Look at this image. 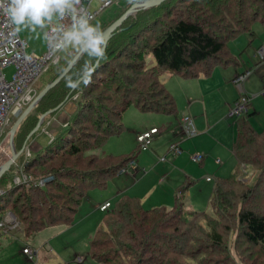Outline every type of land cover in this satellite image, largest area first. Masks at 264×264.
Here are the masks:
<instances>
[{
	"label": "trees",
	"instance_id": "1",
	"mask_svg": "<svg viewBox=\"0 0 264 264\" xmlns=\"http://www.w3.org/2000/svg\"><path fill=\"white\" fill-rule=\"evenodd\" d=\"M136 1L104 21L102 31ZM257 20L264 24V0H167L131 14L109 39L106 58L89 85L67 87L88 59L82 54L20 124L15 135L18 150L42 113L79 94L80 109L73 121L26 164L31 183L15 185L9 172L1 177L5 192L0 195V216L12 211L27 235L54 224H73L88 191L106 188L142 151L139 146L127 156L93 152L122 133L124 112L136 105L142 111L176 114L175 98L161 77L176 73L194 78L210 74L216 66H240L242 59L231 53L229 43L246 32L256 35L252 25ZM76 53L39 91L62 73ZM150 55L156 61L152 66ZM247 68L243 73L251 70ZM254 114L249 108L248 113L234 116L231 151L236 166L229 176L212 177L206 209L191 210L179 195L172 208H145L139 197L122 194L103 211L89 241L91 258L98 264H182L183 257L188 260L184 264H241L222 230L225 221L236 226L242 241L264 254V208L256 203L264 194V128L254 126ZM6 160L0 159V165ZM242 169H254L257 179L244 182ZM49 176L53 179L43 187L33 182ZM190 184L187 180L179 188L185 190ZM174 243H181V249Z\"/></svg>",
	"mask_w": 264,
	"mask_h": 264
},
{
	"label": "rangeland",
	"instance_id": "2",
	"mask_svg": "<svg viewBox=\"0 0 264 264\" xmlns=\"http://www.w3.org/2000/svg\"><path fill=\"white\" fill-rule=\"evenodd\" d=\"M122 1H123L122 5L119 7L120 9L122 6L128 5L131 0H122ZM98 2L99 0L94 1L93 8H96L98 6ZM109 12L111 11L106 10L103 13V15L106 14L108 15ZM98 23L100 24L102 22L99 21ZM252 31L256 32V35H253L250 32H246L243 33L242 35L235 37L229 43L230 47L233 43H238L240 44L239 46L241 50L245 51L244 53H242V58H241L242 64L240 65L239 68V70L241 71H243V69H245L248 65L249 67L254 68V65L260 61L258 50L260 49L261 45H264V24L260 20H257L252 25ZM20 35L27 42V52L29 54L40 56L43 53H45V51L47 50V43L42 38L36 39L33 33L26 30L21 31ZM246 36L250 37V41L248 38H246ZM75 52L76 51L74 50H70V55L62 52L61 62L58 65L51 67L45 73H43L39 78L36 86L39 88L45 85L49 81V79L52 78V75H54L56 70L63 67L65 62ZM124 59L125 58H122L123 61H128ZM155 63H156L155 58L152 55H150L148 57V65L152 66ZM216 68L223 69L221 66H216L214 69ZM231 69H233V67ZM3 72L6 74V77L8 79H11L13 73L15 72V68L14 66H9L7 68H4ZM173 78L178 80L184 79V78H180L177 75H173V74L170 75L168 73L164 74L161 77L162 81L165 82L168 87L176 86V83L174 82ZM188 81L189 82H186L188 83L187 86L186 84L185 86L181 84L182 88L176 87L175 89L176 92L178 93L176 114L167 115L162 112L161 113H152L149 111L143 112L136 105H132L126 110V113L123 115L124 116L123 123L125 124L126 129L124 127L121 134L114 135L102 148L93 151L94 153L99 155L102 154L105 155L104 152H107L108 154L112 153L115 155H122V156L123 155L127 156L131 153H133L134 155V152L136 153V151L139 148V144L137 143L134 136L130 134L132 128L143 129L145 127L146 128L150 127L153 124L162 125L163 123L166 122L173 123L172 128L169 131L158 134V136L160 137V142L162 143L160 144V146H157L156 142L154 143V139H153V143L150 144L149 150L137 152L136 159L140 162V169L143 167L147 170L145 174L152 173V177H161L162 175H164V173L171 175L169 179H166L164 181V183L159 184V182H157L156 186L153 185L154 183L152 181L149 184V186L152 187L151 189L149 187V189H146L144 191L142 185H138L136 186L135 189H133L134 194L137 193L141 194V198L143 200V205L145 206V208H155L162 206L164 207L166 206L167 208H172L174 206L173 203L175 204V200H174L175 195H179V197H183L182 195H180V193H177L179 191V190L177 191V189L183 186V184L186 181L184 182L185 178L182 179L181 177H179L180 175H178V172L173 170L177 166V163L176 166L175 163L173 166L172 165L169 166L168 164H166V163H171L169 161L163 162L159 158L158 160L155 159L154 161V159H152L150 161V159L145 158V156H151L152 155L151 153L157 155L155 150H157L159 154L163 156L166 153L165 151L167 150L166 148L167 140L171 138L170 134L172 133V131L175 132V128L178 127L183 132L180 117L182 118L184 115L191 116L190 114H185L186 113L185 109H188L186 102H184L185 96L187 94L190 95L192 100L194 98L199 99L200 96L199 95L200 91L197 82H195V80L193 79H190ZM178 85L180 86V84ZM262 89L264 90L263 83H262ZM258 101H259L257 103L258 107L255 105L258 110V114L252 117V123L257 129H262L264 128V96H260ZM103 102L106 103V105L112 106V104H110L111 102L108 100H105ZM217 107H214V109H216ZM219 109L220 107H218L217 111H219ZM204 112L205 111L203 108L202 110L198 111L195 109L194 112H191L195 124H197L198 116L203 115L204 117H206ZM212 114L213 113L209 112V115ZM216 114L219 115L217 117H214L215 119L211 124H214L216 120L220 118V116L222 115V111ZM228 118L226 119L227 125L229 123ZM16 119H17V115L11 118L12 124L5 129L0 139V142L3 144V148L5 149V151L0 150L1 160L4 158L6 160L8 157L11 156V152H9L10 129L13 123L16 121ZM219 127L220 128H218L217 130L218 135L215 138H212L210 134L205 135V137L201 140V144L202 146H207L208 150L212 149L207 153L211 152L214 158L222 159L224 161L223 164L220 166L214 165L212 168L208 167L207 169L204 168L205 167L204 165L201 166L198 162L195 161L187 160L185 164L186 168L188 169L189 167V170L192 171L191 175L194 174V176H191L192 183L194 182V184L189 185L190 187L188 186V188L186 189L187 191L188 190L190 191V194L187 195L186 192L184 197L187 203V207H189L191 210L201 211L208 207L209 197L212 193L214 182H207L205 180V176L207 175V173L213 174L215 172L216 176H222L223 174H225L223 176H229L230 174L233 173L235 169L236 166L235 157L231 152V147L229 143L224 140V138L226 137V132H228L229 136L231 135L232 138L234 128L230 127L231 130L228 131L227 128H224L225 126H223L224 129L221 127V125ZM41 132L42 130L38 132L35 137L40 135ZM159 137L156 136V138ZM40 139H42V141L45 142L44 147L40 150L31 147V157L29 158V161L31 160V158L37 156L39 153L43 152L46 147H48L49 145L48 138H46L44 135V136H40ZM210 140L213 143L210 142ZM194 153H203V152L200 151ZM207 153H203V154H205V156L208 157ZM23 156H25V153L19 158V160H21ZM19 160H17L14 163V165H16V171L14 175L18 173L17 169H19L21 165V162ZM140 169L138 168V172L140 173V175H138V178H140L144 174V171L143 170L141 171ZM257 174H258L257 171H255L254 169H248V170L242 169L240 175H242V179L244 182L251 183L252 181L254 182L255 178L257 179L258 177ZM122 175L124 176L126 174H122ZM116 176L117 177L115 179L113 180L110 179L108 186L106 188L103 189L92 188L88 191L86 198L83 200L84 202L83 205L80 207L79 212H77V214L75 215L77 222L74 223V225L67 226V224H54L41 229L40 231H38L33 235H27L22 230V226L20 225L19 227L10 230L14 232L13 235H16L15 237L18 238H14L13 235L4 233V230L0 229V264H33L31 262L29 263L27 261L25 262L24 256L21 253L22 247H24L25 244L26 246H30L32 248L38 249V254H37L38 257L36 264H66V263L67 264H98L90 256L89 241L91 240V237L94 235L96 229L99 227L104 212L99 211V209H95V206L96 204L103 203L109 198L111 199L113 206L116 204V201L119 198V196L116 195V189H115L116 188L115 185H117L116 179L121 178L118 175ZM133 193L128 192V194L131 196L133 195ZM262 195L264 194H261V196L258 199L259 202L257 201L256 203H258L259 205H261L262 208H264V196ZM8 212H12V211H8ZM78 221H82V222L78 223ZM227 225H231L232 228L228 232L225 230L226 229L225 227H227ZM221 227L223 228L222 230H224L225 238L228 244L230 245L231 250L234 252V255L238 259V262H240L241 264H264V254L259 252L257 248L242 241L236 226H234L232 223L229 224L225 221L223 222ZM236 238L238 239V241L235 243ZM174 245L176 249H181L180 248L181 243L180 244L174 243ZM235 245H237L236 248ZM182 246L184 245L182 244ZM75 254H80L81 255L80 257H82L83 260L77 261L75 259V261H73L72 258ZM44 256L47 257V259H44L43 258ZM206 257H212V255L210 256L208 255ZM182 261L183 262L180 263L184 264L188 260L183 257ZM198 264L200 263L198 262Z\"/></svg>",
	"mask_w": 264,
	"mask_h": 264
},
{
	"label": "crops",
	"instance_id": "3",
	"mask_svg": "<svg viewBox=\"0 0 264 264\" xmlns=\"http://www.w3.org/2000/svg\"><path fill=\"white\" fill-rule=\"evenodd\" d=\"M103 1L104 0H99L98 5ZM122 2L123 1H121V5H122ZM121 5H114L113 7L108 9V11H111V12H109L108 15L106 14L107 16L101 15V17H99L95 23H98L99 21H101L102 23H100V25L103 26L104 21L109 20L116 12H119L124 7V6H122L120 9L119 7ZM95 23H93V24H95ZM246 38H248L250 41V37L246 36ZM239 45L240 44H238V43H233L231 45L230 51L233 55H238L239 58L241 59L242 53H244L245 51L241 50ZM221 67L224 70L221 68L214 69L215 68L214 67L213 68L214 70L212 69L210 74H207V75L202 74V75H200L198 77H194V78L184 77L183 75L176 74V73H168L170 75L171 74L177 75L180 78H184V79L183 80L179 79L180 80L179 81L178 79L173 78L174 82L176 83V86H173V87H168L166 85V83L164 82V84L167 87V89L169 90V92L174 96L175 101H176V106H177L178 93L175 90L176 87L182 88L181 84H183V86H185V84H186V86H187L188 83H186V82H189L188 80H190V79L195 80V82H197V85H198V88L200 91V94H199L200 96H199V99L194 98L193 100L191 99L190 95L187 94L185 96L184 102H186V104L188 106V109H185L186 110L185 114H190L193 117L191 112H194L195 109L199 111V110H202V108H203L205 111L204 113L206 115V117H204L203 115L197 117L196 127L198 130V135L196 136V138L194 137V138H190L188 140V138L185 137L182 130L177 127V128H175V132L172 131V133L170 134L171 138H169L167 140V145H166L167 150L165 151L166 153L164 155H167V157H168L166 161H169L171 163H166V164H168L169 166H171V165L173 166L175 163V166H176V163H177V166L173 170L178 172V175H180L179 177H181L182 179L185 178L184 182L187 180L192 182L191 176H194V174L191 175L192 171L189 170V167L187 169L186 165H185L187 160L193 161L191 158V155H193L194 152H200L201 151L203 153H207V152L212 150V149L208 150L207 146H202V144H201V140L205 137V135L210 134V136L212 138H215L218 135L217 130H218V128H220L219 127L220 125L222 128H223V126H225L224 128H227L228 131L231 130L230 127H232V128H234V132H233V136H232L233 139L231 138V135L229 136L228 132H226V137L224 138V140L229 143L230 147H232V144H233V141L235 138V127H234V116H231L230 112L233 109L236 101L239 99V96L241 95V93L246 92L248 95L251 96V104H250L249 108H250V111H256V114H258V110L256 108L257 103L259 102L258 99L260 98V96H264V90L262 89V83L264 84V62L263 61H259L258 63H256L254 65V68H252V67L249 68V69H251L250 70L251 73L248 76V78L244 81L242 88L234 83V78L237 75L243 73L248 68L246 67L245 69H243V71H241V70H239L240 66L229 65L226 67H224V66H221ZM232 67H233V69H231ZM165 74H167V73H165ZM178 84H180V86ZM197 102H199V103H197ZM217 106L220 107L219 111H217V109H218ZM214 107H217V108L214 109ZM79 109H80V106H79L78 98H75L73 96L72 98L67 100L66 103L58 111H56L53 115L46 117V119L44 121L45 123H43V126L41 128L42 132L40 133V135L35 137L37 135V133L41 131V130H39L32 137H30L28 139V141L26 142V147L28 146L30 151H31V147L34 149H38V150L42 149L44 147L45 142L42 141V139L44 137L42 139H40V136H44V135L46 138H48L49 144H50L51 136L53 135L54 137H56L57 134H59L61 131H63L65 128H67V126L73 121V119L77 115ZM221 111H222V115L220 116V118H218L214 124H211L215 119L214 117H217L219 115L216 113H220ZM143 112H147V111H143ZM149 112L159 113V112H154V111H149ZM209 112H211L213 114L209 115ZM125 113H126V111L124 112V114ZM256 114H254V115H256ZM167 115H170V114H167ZM123 118H124V116H123ZM227 118L229 121L228 125H227V120H226ZM180 120H181V117H180ZM172 125H173L172 122L171 123L166 122V123H163L162 125L153 124L150 127H147V128L145 127L143 129L142 128H136V129L132 128L130 131L131 132L130 134H132L137 141V136L139 134L146 132V131H150L153 128H157L158 133L153 134L152 139L149 143V146H150V144L153 143V139H154V143L156 142V145L160 146V144H162V143L160 142V137L158 136V134L169 131L172 128ZM124 127L126 129L125 124H124ZM159 127H161V128H159ZM177 129H179L180 131ZM156 136L159 138H156ZM230 138H231V140H230ZM174 142L180 143L184 149V152L177 157H170L168 154V149H169V146ZM210 142H212V141L210 140ZM137 143H138V141H137ZM221 144H222V142H221ZM9 152H11V150ZM155 152L157 153V155L154 153H151L152 154L151 156H145V158L150 159V161L152 159H154V161H155V159L158 160V158H160L161 155L159 154V152L157 150H155ZM24 153H25V149H24L22 155ZM104 153L108 154L107 152H104ZM210 153H207L208 157H206L202 162H198L201 166L204 165L205 166L204 168L207 169L208 167L212 168L214 165L220 166L223 164L224 161L222 159L214 158L213 154L212 153L210 154ZM24 158H25V156H23V158H21V160H19V159L18 160L20 162H22ZM217 159H220L221 162L218 163ZM166 161H163V162H166ZM178 164H179V166H178ZM13 167H15V169L13 168V170L8 173L10 179H12V182H13V179L15 176L14 173L16 171V165H14ZM138 168L140 169V162L139 161H138V166L135 167L134 169L131 168L130 171L128 173H126V175H124V176L118 175L121 178L116 179L117 185H115L116 186L115 189H116V195L117 196H120L122 194H128V192L133 193V189H135L136 186H138V185H142L143 190L145 191L146 189H149V187H150L149 184L152 181L154 183L153 185L156 186L157 182H159V184L164 183V181L166 179H169L171 176L170 174L164 173V175H162L161 177H152V173H149V174L146 173L147 174L146 175L145 172H144V174L142 172L143 175L140 178H138V175H140V173L138 172ZM142 168L140 169L141 171L144 169V168L143 169ZM146 172H147V170H146ZM223 175H225V174H223ZM208 176L215 177L216 176L215 172L213 174L207 173V175L205 176V180L207 182H214L213 180L208 181L207 180ZM192 184H194V182ZM192 184H190V185H192ZM151 188L152 187H150V189ZM181 189L182 188H178L177 191L178 190L179 191L178 192L176 191V192L180 193V195H182L183 198L185 197L186 192H187V195L190 194L189 190L187 191L186 189L185 190H181ZM133 195L139 197L141 199L142 204H143L141 194H138V193L134 194L133 193ZM176 196H178V195H175L174 200H175ZM107 201H110L112 203L110 198L107 199L106 201H104L103 203H105ZM83 203L84 202H82L81 206L83 205ZM103 203L96 204L95 209H99V206ZM173 205H174V203H173ZM79 210H80V208H79ZM79 210H78V212H79ZM99 211H101V210L99 209ZM101 212H103V211H101ZM76 222H77V219L74 223H76ZM79 222H82V221H78V223ZM74 223L69 224L67 226L74 225ZM4 233L11 234V235L14 234V232H12V231L8 232L5 230H4ZM13 236H14V238H18V237H15L16 235H13ZM24 247H27L26 244L24 245ZM24 247H22L21 253L24 256L25 262L27 261L29 263L27 256L23 253ZM28 247H30V246H28ZM80 256H81L80 254H75L73 256L72 260L75 261V259H77L76 257H80ZM43 258L47 259V257H45V256Z\"/></svg>",
	"mask_w": 264,
	"mask_h": 264
},
{
	"label": "built area",
	"instance_id": "4",
	"mask_svg": "<svg viewBox=\"0 0 264 264\" xmlns=\"http://www.w3.org/2000/svg\"><path fill=\"white\" fill-rule=\"evenodd\" d=\"M95 0H80L78 9L81 12L86 13L92 23H95L103 13L113 7L114 5H121L122 0H104L96 8H93ZM10 27L4 23L3 16H0V139L7 127L12 124L11 118L17 115L20 111H23L28 105H30L37 95L39 89L36 86L39 78L43 73L48 71L51 67L58 65L61 62V53H52L47 45V50L40 56H35L27 52V42L20 33L16 35L10 34ZM260 59L264 62V45L258 50ZM14 66L15 72L11 79L6 77L3 72L4 68ZM251 71L241 73L234 78V83L239 87H243L244 81L248 78ZM79 94L74 97L78 98ZM251 104V96L246 92H242L240 98L236 101L233 109L230 112L231 116H237L240 114H246L249 112ZM181 125L183 133L186 138H194L198 135V130L193 117L184 115L181 119ZM12 127V126H11ZM45 131V130H44ZM46 132V131H45ZM158 133L157 128H153L150 131L143 132L137 136L138 144L142 151L149 149V143L153 134ZM55 137L52 135L50 143L54 141ZM0 150H4L3 144L0 142ZM184 152L180 143L174 142L169 146L168 154L170 157H177ZM31 157V151L29 147H25V158L21 162L17 174L14 176L13 183L15 185L31 183L32 177L25 171L26 164ZM167 155L161 156V161L167 160ZM191 158L195 162H202L206 156L203 153H194ZM220 163L221 160L217 159ZM138 166L137 159L130 161L126 166L122 167L118 174H126L131 168ZM146 172V169H143ZM52 179V176L44 177L39 180L33 181L35 185L41 187L45 186L48 181ZM207 180H212V176H208ZM5 190L0 187V195ZM112 203L107 201L99 206L101 211H106L111 207ZM20 226V222L17 216L13 212H8L0 218V227L5 231H10ZM23 253L28 257V261L36 264L38 257V249L32 247H24ZM77 261H82V257H77Z\"/></svg>",
	"mask_w": 264,
	"mask_h": 264
},
{
	"label": "clouds",
	"instance_id": "5",
	"mask_svg": "<svg viewBox=\"0 0 264 264\" xmlns=\"http://www.w3.org/2000/svg\"><path fill=\"white\" fill-rule=\"evenodd\" d=\"M79 4L80 0H0V16L10 27L11 35L26 30L36 39L42 38L54 54L70 55V50H74L88 57L75 78L68 80L70 89L91 83L108 47L101 25L93 24L78 9Z\"/></svg>",
	"mask_w": 264,
	"mask_h": 264
},
{
	"label": "water",
	"instance_id": "6",
	"mask_svg": "<svg viewBox=\"0 0 264 264\" xmlns=\"http://www.w3.org/2000/svg\"><path fill=\"white\" fill-rule=\"evenodd\" d=\"M167 0H138L134 2L120 17H118L115 21H113L106 29L103 30L105 38L107 41L112 37L113 33L123 24V22L133 13L140 9H146L149 7H153L156 5H160L161 3L165 2ZM83 53L77 52L72 60L69 62V64L65 67V69L62 71V73L53 81L48 83L37 95L35 100L28 105L23 111H20L18 114V117L16 121L13 123L11 129H10V138H9V146L11 150V156L0 165V179L1 177L6 174L7 172H10L11 168L14 166V163L19 159V157L22 155L26 143L21 149H17L15 145V135L17 130L19 129L20 124L23 122V120L33 111V109L36 107V105L44 98V96L53 89L66 75L67 73L72 69L75 61L82 55ZM63 103L59 104L58 106L51 108L44 113H42L39 116L37 124L34 126V128L29 132L27 140L32 137L36 132H38L46 117L49 115L55 113L62 107Z\"/></svg>",
	"mask_w": 264,
	"mask_h": 264
}]
</instances>
